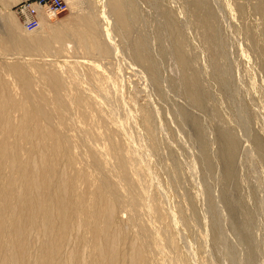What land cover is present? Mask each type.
<instances>
[{
  "label": "rangeland",
  "instance_id": "1",
  "mask_svg": "<svg viewBox=\"0 0 264 264\" xmlns=\"http://www.w3.org/2000/svg\"><path fill=\"white\" fill-rule=\"evenodd\" d=\"M100 1L65 0L67 12L53 22H43L34 34L43 30L42 35L49 37L59 29L69 33L61 51L47 53L65 66L54 60L34 61L31 78L43 90L47 89L44 75L61 78L65 85L61 95H66L64 103L69 104L67 118L71 124L76 121L72 132L69 128L66 133L84 139L86 145L91 142L86 148L96 152L104 171L112 172L107 173L115 180H119L117 157L127 151L122 158L130 162L132 186L147 197L138 204L139 213L132 214L120 194V206H124L116 213L115 226L133 242L136 229L129 228L128 222L135 218L146 233L164 240V249L151 240L149 264H264V20L257 11L260 0H118V7L124 2L127 10V32L115 25L114 16L104 7L106 0ZM6 16L16 23L7 26L2 19ZM91 17L95 36L88 29ZM28 34L33 35L22 29L14 8L0 9V39ZM80 38L87 43L93 38L95 44L83 46ZM137 43L152 65L149 70L135 58ZM66 44L70 47L64 50ZM104 48L108 51L103 52ZM0 49V71L18 62L10 59L14 49ZM177 56L184 59L183 69ZM4 78L11 81L0 72V81ZM74 96H80L84 106H77ZM142 115L146 124L140 120ZM143 125H148L151 135ZM120 146L126 149L121 151ZM111 147L120 152L113 154ZM91 169L89 173L96 172ZM146 200L156 206L157 215L149 216ZM76 232L69 230L58 262H64L76 248L84 263L92 264L89 250L77 248ZM39 240L32 241L34 254Z\"/></svg>",
  "mask_w": 264,
  "mask_h": 264
},
{
  "label": "bare ground",
  "instance_id": "2",
  "mask_svg": "<svg viewBox=\"0 0 264 264\" xmlns=\"http://www.w3.org/2000/svg\"><path fill=\"white\" fill-rule=\"evenodd\" d=\"M101 1L100 3H102ZM258 3V8L256 7L257 11H259L261 18L264 20V0H260ZM123 4L124 2L122 3V7L121 5L118 7V0H106L104 7L112 13V16H114V22L115 25L117 23V28L121 29L123 32H127L130 26L126 14L127 10ZM104 7L102 6V9ZM102 15H105V12L102 13ZM2 19L7 26H11V23H16L13 18L10 20L7 16ZM105 19L108 24L109 19H107V17H105ZM203 21L207 24V19L205 17H203ZM88 29L91 34L94 35L95 21L92 17L89 20ZM57 31L58 32L53 31L52 35L49 37H44L42 35L43 30H41L40 33L34 34L37 32L36 31L32 33L33 35L28 34L25 37L18 36L20 38H16L14 35H10V38L8 39H0V46L3 50L8 48H10V50H15V54L10 58L12 60L14 59L12 62L18 61L12 65H1L2 67L0 71L4 77L11 78V81L9 80L10 82L6 81L7 79L5 78L0 81V264H86L81 258L83 256L80 255V250L76 248L68 252L64 262L62 259L60 263L58 262L61 258V254H63V248L67 239L66 236L70 229L78 231L76 232L78 234L76 237V246L77 248L83 247L89 250L88 257L92 256V264H149L150 254H148V251L150 250L148 249L151 248H149L151 240L156 241V246L160 249H164V240L162 242L158 241L160 238H158L157 235L154 234L156 237L155 239L153 237L154 235L152 236L151 234L146 233L145 226H143V230L142 227H140L141 225L139 226V222H136L137 219L134 218L135 216H132L135 221L131 219V221L129 220L128 222V226H131L129 228L136 229L133 242L129 241L124 230L119 228L120 226L116 227L114 224L115 216L116 213H118L117 211L119 210V207L123 209L124 206H120L122 205L120 202L122 199L120 194L124 201L122 203H128L130 209L132 208V214L135 212L139 213V211L136 210L137 207H139L138 204L144 203L142 201L143 196L145 198L147 197V193H137V189L135 190L134 188L136 185L132 186V183L134 185V182L131 180L132 176L129 174L130 170L128 171L127 169V166H129V160L127 159V162L125 159L127 154H125V158L123 159L122 155H124L123 153L125 152L123 151L122 154L120 153L121 157H117L118 162H116V164L118 168H116L118 170L117 176L119 180H115L116 178L114 179L111 174H108L112 172H108L109 170L107 171L108 173L104 171L105 168L103 169V167L105 165L102 164V167L99 162L101 161L99 160V156L97 157L95 155L96 152L94 154L91 150L86 148L89 144L91 145V142L86 145L83 141L84 139L82 140L80 137L79 139H75L74 136H72L73 138L69 137L66 133L70 129L69 132H72V128L70 127L76 121H72L73 124H71L70 119L67 118L66 107L69 104L66 106L64 103L65 99L63 98H65L66 95L63 96V98L62 95L64 94L61 95L62 85H64L61 78L54 74H46L43 76L45 85H47L46 88L49 90L46 89L48 93L46 90L38 88L37 84L39 83L31 78L32 62L44 61L53 63L55 61L54 56H50L47 53L54 54L52 51L56 52L62 50L61 42L69 36V33L66 32L65 29H59ZM212 32L214 31L212 30ZM109 33L111 34V31ZM21 36H23V34ZM93 38L89 40V43H87L86 38H80L79 42H81L80 44L83 46H86L87 44L94 45L95 41H93ZM99 43L100 41L97 44ZM110 43H112V41ZM135 46V58L143 63H140V65L146 66L148 70L149 68H152V65L150 66L148 61V57L146 54H143V47L141 44L137 43ZM69 47L70 46L66 44L64 50H67ZM175 50L177 49L175 48ZM31 51L35 52V54H39L30 55L29 52ZM107 51L108 49L104 48L103 52ZM177 51H179V49ZM40 53L42 55H40ZM9 54L10 53H8V55ZM178 57L179 56L176 58ZM178 59L179 61H177L181 65L179 66H183L181 68L183 69L184 59L181 57ZM63 62L64 61H62V63L58 60L55 61V63L59 64L61 67L65 66V62ZM150 70L152 71V69ZM195 95L193 93V97L197 103L198 97ZM73 100L76 105L78 104L77 106H79L81 101H84L80 99V96H74ZM84 103L83 105L81 103V106H84ZM73 107H75V105ZM241 109L243 110V108ZM149 117L150 116L148 115V118ZM143 118L145 117L143 116L141 118L140 116L142 123H144ZM146 122L147 120L145 121V124ZM147 126L144 127L143 125L142 129L146 128L145 130H147ZM121 130L124 129L121 128ZM148 134H150V132ZM108 135L110 136V134ZM85 136L87 137L86 134L84 137ZM111 137L112 136H110L109 140H112ZM127 137L129 138V136ZM86 140L89 141V138H86L85 141ZM129 141L127 139V142ZM111 142L113 144L114 139ZM115 143L116 142H114V144ZM110 146L112 145L110 144ZM121 146L120 150L122 148L123 150L124 148L126 149V147L121 148ZM112 147L110 150L114 152L113 154H118L117 152L119 150L117 148H119V146L117 148ZM73 149H76L78 152H74ZM92 149L94 148L92 147ZM227 149L228 148H226V150ZM250 149L248 150L251 151ZM257 151H259V149ZM250 153H252V151ZM113 157L115 158V156ZM91 168L96 171L93 173L95 175L91 172V174L89 173V169ZM139 200L142 202H139ZM148 201H145L144 206L150 213L149 216L157 215L155 214L156 206L153 207L152 205H149ZM140 206L142 207L141 204ZM137 215L139 214H136V216ZM138 221L140 220L138 219ZM176 222L177 221L174 220V223ZM150 227L148 226L147 228ZM82 233L83 235H81ZM41 238H44L42 242L39 240ZM37 239L40 241V247H37L38 253L34 254L33 249L35 247L33 248L31 246H35L32 241L34 242V240ZM83 248L81 249L83 250ZM188 261H190V259Z\"/></svg>",
  "mask_w": 264,
  "mask_h": 264
},
{
  "label": "built area",
  "instance_id": "3",
  "mask_svg": "<svg viewBox=\"0 0 264 264\" xmlns=\"http://www.w3.org/2000/svg\"><path fill=\"white\" fill-rule=\"evenodd\" d=\"M67 10L65 0H26L14 7L19 23L27 33L40 30L44 21L53 22Z\"/></svg>",
  "mask_w": 264,
  "mask_h": 264
},
{
  "label": "crops",
  "instance_id": "4",
  "mask_svg": "<svg viewBox=\"0 0 264 264\" xmlns=\"http://www.w3.org/2000/svg\"><path fill=\"white\" fill-rule=\"evenodd\" d=\"M26 0H0V9L7 10L13 9L17 4Z\"/></svg>",
  "mask_w": 264,
  "mask_h": 264
}]
</instances>
